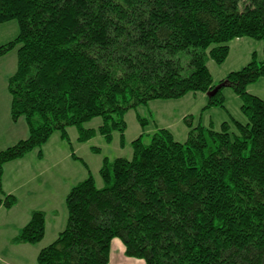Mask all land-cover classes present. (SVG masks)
<instances>
[{"label": "trees", "instance_id": "trees-1", "mask_svg": "<svg viewBox=\"0 0 264 264\" xmlns=\"http://www.w3.org/2000/svg\"><path fill=\"white\" fill-rule=\"evenodd\" d=\"M11 20L18 34L0 57L16 47L10 118H24L28 137L0 151V175L34 149L40 159L55 132L70 144V127L78 142L110 144L116 132L123 148L127 111L206 94L216 87L208 60L222 64L234 39L264 40V0H0V24ZM250 59L201 109L225 110L230 87L246 123L229 117L215 131L187 116L182 143L168 129L141 132L130 158H102L101 187L71 153L87 176L69 188L64 228L36 264H108L114 239L144 264H264V100L247 92L264 60ZM94 118L96 129L84 127ZM14 203L1 195L4 208ZM45 221L31 211L11 243L38 245Z\"/></svg>", "mask_w": 264, "mask_h": 264}, {"label": "rangeland", "instance_id": "rangeland-1", "mask_svg": "<svg viewBox=\"0 0 264 264\" xmlns=\"http://www.w3.org/2000/svg\"><path fill=\"white\" fill-rule=\"evenodd\" d=\"M18 34L15 20L0 24V45L12 41ZM230 52L226 60L215 64L208 60L207 67L213 78L215 86L228 73L245 66L255 54L257 61L264 60V40L255 41L248 38L234 39L229 42ZM16 69V47L0 57V151L14 145L19 140L28 137V130L23 117L16 122L10 118V94L7 90V78ZM247 92L264 100V77L247 87ZM223 106L210 108L201 112L206 105L205 95L197 93L196 96L188 94L178 100H154L146 105L127 111L124 115L126 130L124 133V147L119 145V134L113 133L110 144L96 134L86 142L77 141V130L74 127L67 129L69 143L62 141L57 132L53 133L41 148L42 157H37L34 149L24 158L10 162L2 169L0 175V197L4 193L14 198V205L6 209L0 205V257L11 264H36L38 247L47 246L64 228L66 210L64 197L69 188L87 176L83 165L71 158V153L82 159L88 166L97 187L102 186L98 175L103 157L113 159L116 157L130 158L132 150L130 142L136 139L141 132L153 133L157 128L168 129L173 138L184 142L187 128L183 122L184 117H191L193 126H212L219 130L222 122H229V117L241 123L246 118L240 112V99L232 92L230 87L222 90ZM146 119L147 126L142 130L136 116ZM99 118H94L84 124V127L97 128ZM147 142V138H144ZM94 150H98L95 152ZM43 210L46 213L45 231L43 239L38 245L30 246L17 253V248L9 252L5 240L14 228L24 226L30 217L31 211ZM1 227L7 228L2 230ZM121 244L119 239H115ZM112 243L109 264H144L143 260L130 258L124 255L122 248ZM3 259V258H2ZM0 264H5L0 262Z\"/></svg>", "mask_w": 264, "mask_h": 264}, {"label": "crops", "instance_id": "crops-1", "mask_svg": "<svg viewBox=\"0 0 264 264\" xmlns=\"http://www.w3.org/2000/svg\"><path fill=\"white\" fill-rule=\"evenodd\" d=\"M204 95V94H203ZM196 96V95H195ZM2 228V230H7V228H5V227H1ZM19 230H20V227L19 228H14V229H12L11 230V232H10V234L8 235V237L6 238V240H5V246H8V250H9V252H13L12 251V249L15 247V248H17V253H19L21 250H23V249H25V248H27L26 247V245L25 244H18V245H16V244H12L11 243V239L19 232ZM115 240V239H114ZM112 241V243L113 242H115L114 244L118 247V250L120 249V248H122V251H123V253H124V249H123V245H122V243L120 244L118 241ZM111 246H112V244H111ZM39 248L40 247H38V250H39ZM38 252V251H37ZM110 254H111V250H110ZM3 258V259H2ZM2 258L0 257V262H3V263H5V264H11L10 262H8L5 258H4V256H2ZM109 261H110V257H109ZM129 264H133V263H131V262H128ZM109 264V263H108Z\"/></svg>", "mask_w": 264, "mask_h": 264}, {"label": "water", "instance_id": "water-1", "mask_svg": "<svg viewBox=\"0 0 264 264\" xmlns=\"http://www.w3.org/2000/svg\"><path fill=\"white\" fill-rule=\"evenodd\" d=\"M220 87H221V85H217L214 89H212L211 91L207 92V93H206V96H207V97H211V96H213V95L217 92V90H218Z\"/></svg>", "mask_w": 264, "mask_h": 264}]
</instances>
